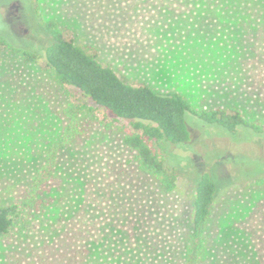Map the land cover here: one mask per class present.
<instances>
[{
	"label": "rangeland",
	"instance_id": "obj_1",
	"mask_svg": "<svg viewBox=\"0 0 264 264\" xmlns=\"http://www.w3.org/2000/svg\"><path fill=\"white\" fill-rule=\"evenodd\" d=\"M49 21L77 45L93 46L129 84L264 123V0H0V37L14 48L42 53L53 42ZM54 79L42 62L0 50V204L21 196L62 132L56 105L68 97ZM185 119L191 140L168 147L179 171L170 193L102 127L63 150L48 191L53 204L20 238L31 257L70 264L87 250L86 264H184L197 182L210 174L218 191L206 262L255 264L242 228L264 199V184H255L264 181V135ZM7 249L0 244V264Z\"/></svg>",
	"mask_w": 264,
	"mask_h": 264
},
{
	"label": "trees",
	"instance_id": "obj_2",
	"mask_svg": "<svg viewBox=\"0 0 264 264\" xmlns=\"http://www.w3.org/2000/svg\"><path fill=\"white\" fill-rule=\"evenodd\" d=\"M43 26L53 42L42 53L14 48L0 37V50L10 49L25 63L42 62L43 72L52 73L68 97L66 103L59 100L56 105L60 107L56 112L65 122L58 141L46 153L21 196L9 204H0V244L8 247L4 254L6 264H43V260L31 257L33 253L20 238L33 219L53 204L48 191L61 152L88 138L95 128L102 127L118 137L134 152L139 171L166 193L176 190L179 179L178 169L169 160L172 157L168 147L191 140L187 114L232 134L248 129L264 135V123L247 121L236 108L197 110L178 92H164L147 84H129L111 66L100 63L93 46L77 45L54 21ZM44 96L53 101L50 93ZM255 184L261 188L264 181L259 178ZM217 191L210 174L198 179L193 231L186 246L184 264H207L206 253L211 240L206 226L213 213ZM242 231L254 253V263L264 264V199L246 217ZM87 256L88 251L81 250L70 264H86Z\"/></svg>",
	"mask_w": 264,
	"mask_h": 264
}]
</instances>
